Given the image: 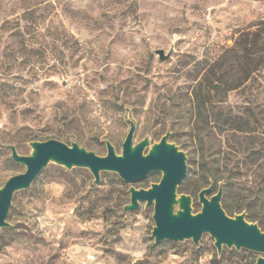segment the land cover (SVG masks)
I'll list each match as a JSON object with an SVG mask.
<instances>
[{"label":"rangeland","instance_id":"1","mask_svg":"<svg viewBox=\"0 0 264 264\" xmlns=\"http://www.w3.org/2000/svg\"><path fill=\"white\" fill-rule=\"evenodd\" d=\"M264 22V0H0V188L26 167L30 143L56 139L106 156L135 124L134 143L169 142L187 157L178 196L223 189L222 208L264 231V72L246 89L214 98L196 118V65L215 62L238 33ZM167 61L156 54L164 50ZM231 119L249 123L233 132ZM198 129H206L199 134ZM136 183L50 163L14 195L0 229V264H256L261 253L204 234L155 243L154 207L126 212ZM91 256V258H89Z\"/></svg>","mask_w":264,"mask_h":264},{"label":"water","instance_id":"2","mask_svg":"<svg viewBox=\"0 0 264 264\" xmlns=\"http://www.w3.org/2000/svg\"><path fill=\"white\" fill-rule=\"evenodd\" d=\"M173 49L166 54L158 50L156 54L161 61H167ZM135 124L130 122V130L122 145V153L117 154L115 147L107 142L106 156H99L81 147L77 143L68 145L56 139L33 141L30 143L32 153L21 156L12 148V158L24 165L26 171L15 175L0 188V229L10 227L7 222L14 195L29 189L50 163L67 169L86 168L98 184L102 172L117 173L126 183H136L147 178L151 173L161 172L159 183L148 189L130 188V204L126 212L136 211L142 202L146 207H154L155 227L152 237L155 243L164 241L192 240L199 244L204 234L215 240V247L221 253L223 246L235 247L236 250H249L264 255V231L257 224L249 223L244 214L230 217L222 208L223 189L210 199L207 197L213 186L203 189L199 194L202 209L193 213L192 197L178 196V187L187 174V157L179 148L170 143L171 132L168 131L159 143L151 145L149 138L134 143ZM256 264H264V256Z\"/></svg>","mask_w":264,"mask_h":264},{"label":"trees","instance_id":"3","mask_svg":"<svg viewBox=\"0 0 264 264\" xmlns=\"http://www.w3.org/2000/svg\"><path fill=\"white\" fill-rule=\"evenodd\" d=\"M192 90L194 112L198 120L207 118V107L214 98L225 99L230 93L248 88L264 72V22L251 25L238 33L232 46L209 64L195 67ZM233 132H247L249 123L231 119ZM206 129H198L199 134Z\"/></svg>","mask_w":264,"mask_h":264},{"label":"built area","instance_id":"4","mask_svg":"<svg viewBox=\"0 0 264 264\" xmlns=\"http://www.w3.org/2000/svg\"><path fill=\"white\" fill-rule=\"evenodd\" d=\"M89 258H91V256Z\"/></svg>","mask_w":264,"mask_h":264}]
</instances>
